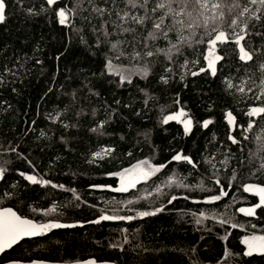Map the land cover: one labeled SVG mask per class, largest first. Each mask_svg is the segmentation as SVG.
Masks as SVG:
<instances>
[{
	"label": "trees",
	"instance_id": "obj_1",
	"mask_svg": "<svg viewBox=\"0 0 264 264\" xmlns=\"http://www.w3.org/2000/svg\"><path fill=\"white\" fill-rule=\"evenodd\" d=\"M4 3L0 208L37 223L75 226L20 241L0 263L264 264V255L245 256L241 243L244 236L264 235V206L256 207L259 198L243 189L264 187V114H244L264 107V15L250 20L241 41L253 59H239L240 45L230 35L215 46L221 59L213 75L204 58L209 37L182 45L169 59L176 34L147 39L152 22L132 21L144 10L127 0ZM96 7L105 9L102 16ZM61 8L66 24L58 19ZM120 10L129 19L120 21ZM120 24L134 31L123 32ZM181 110L192 121L187 134L176 121L164 123ZM226 112L234 118L231 133ZM206 120L212 121L207 128ZM177 154L192 163L173 160ZM144 161L159 171L116 191V174ZM250 208L254 215L240 211ZM102 215L133 219L92 222Z\"/></svg>",
	"mask_w": 264,
	"mask_h": 264
},
{
	"label": "snow or ice",
	"instance_id": "obj_2",
	"mask_svg": "<svg viewBox=\"0 0 264 264\" xmlns=\"http://www.w3.org/2000/svg\"><path fill=\"white\" fill-rule=\"evenodd\" d=\"M88 2L92 3L93 0H88ZM112 2L115 4L116 0H112ZM56 3L57 0H47V4L50 6L55 5ZM127 4L130 8H140L144 10L143 16L132 15L130 17L132 21L141 25L147 20L152 22V29L149 31L147 39L155 41L160 38H167L170 32L176 34L177 43L171 44V48L168 49L169 59H171L172 54L181 53L182 45L192 47L193 44L204 43L205 37H209L206 41L209 45L208 55L204 58L208 61V67L212 69V73L215 75V61L221 59V57L214 54L215 46L217 42H226L230 35L235 36L234 42L237 45H240L239 59L242 61H251L253 59L252 53L241 45V41L245 39L250 20H260L261 16L264 15V0H247V3H242V0H127ZM248 4H258L260 7L251 9L248 7ZM94 11L102 16L105 9L96 7L94 8ZM156 13H159V15L154 16ZM257 13H260V15ZM57 14L60 18V23L65 24L68 20L65 9L61 8ZM117 16L122 22L129 19V13L124 10L118 11ZM4 20L5 3L4 0H0V23L4 22ZM112 23L115 24V21H112ZM116 27H119L123 32L134 31L133 29L124 28L122 24L116 25ZM228 29L231 30V33L228 32ZM237 29H239V31H237ZM104 34L106 36L110 35L106 31ZM117 46V44H113L112 48L115 49ZM145 46L147 47V44ZM173 50H175V53H173ZM139 55V53H136L137 57ZM145 55L151 57L154 55V52L149 50ZM108 65L110 68L112 67L111 61L108 62ZM261 66L264 67V65ZM200 71H205V69L201 68ZM192 75L195 76L198 75V73L193 72ZM125 79V77H121L122 82ZM161 79H163L165 83L167 82L165 78L162 77ZM128 82L130 83L131 81L129 80ZM262 83H264V81H262ZM243 90V88L240 89V91ZM260 114H264V107H254L248 112L249 116ZM185 115L186 113L181 110L174 115L167 116L164 123H167L169 120L180 121V118ZM228 116L229 123H233L234 118L231 116V113H229ZM181 122L184 124L185 133L187 134L190 132L192 125L191 119L183 120ZM211 123V120H206L203 122V126L207 128ZM252 126L253 125L250 122L248 129H245V131L251 129ZM233 143H236L234 139ZM173 160H186L189 163H192L189 157L181 154L175 155ZM146 163L147 161L142 162V164ZM136 167L140 169V176L149 175V173L144 171L140 165H137ZM262 167H264V165H262ZM3 171V169H0V177H2ZM153 171H159V169H153ZM21 175H23V173H21ZM140 176H137L134 179L130 178L128 182L125 183L124 174H121V187L115 190L126 191L129 186H135V183ZM26 178L33 183L39 182L34 176H27ZM44 183L48 182L45 181ZM53 186L55 187V185ZM245 191H254L259 196L260 203L257 204L256 207L264 205V187L247 185L245 186ZM224 195H227V193H224ZM173 199H175V197H173ZM212 199L219 200L220 197L216 196ZM52 211H55V209ZM157 211H160V209H157ZM240 211L245 212L247 215L255 214V208L240 209ZM154 214L155 213L149 212L139 213L142 217ZM113 219L131 220L133 218L102 215L99 219L92 222L99 223L101 220ZM199 222L200 221L198 220L197 223ZM225 222L226 221H221V223ZM74 226L75 225L61 224L59 222L36 223L32 219L23 218L20 215H17V213L11 208L4 209L0 211V253H4L7 249L12 248L26 237L38 236L53 228ZM235 226L236 225H232V227ZM224 239H227V237ZM242 243L247 246V251L244 252L245 256H252L253 254L264 255V235L246 236ZM87 264H95V261H88Z\"/></svg>",
	"mask_w": 264,
	"mask_h": 264
},
{
	"label": "rangeland",
	"instance_id": "obj_3",
	"mask_svg": "<svg viewBox=\"0 0 264 264\" xmlns=\"http://www.w3.org/2000/svg\"><path fill=\"white\" fill-rule=\"evenodd\" d=\"M45 1H46V3H47V0H45ZM58 19H59V21H60L59 16H58ZM65 24H66V23H65ZM234 40H235V38H234ZM178 112H180V111H177L176 113H178ZM176 113H173V114H170V115H174V114H176ZM167 116H169V115H167ZM167 116H165V118H166ZM165 118H164V120H165ZM183 120H187V119L184 118V116H183V117L180 118V121H178V120H172V121H176V122H178V123L180 124L182 130L185 132L184 124L181 122V121H183ZM137 165H140V167L143 168L144 171L148 172L149 175H151L152 173L155 172V171H153V169H157V168L159 169V167H156V166H153V165H150V164H147V163H146V164H142V162L136 163V164H134V165H132V166H130V167H128V168H126V169H124V170H122V171H120V172H118V173L116 174V178H117V181H118V188H120V187H121V184H122V181H121V174H124V182H125V183H127L128 180H129L130 178L134 179V178H136L137 176H140V169L136 167ZM149 175H148V176H149ZM148 176H140V178L136 181V183H138V182L144 180V179L147 178ZM26 177H27V176H26ZM26 179H27V178H26ZM27 180H28V179H27ZM28 181H29V180H28ZM30 182H31V181H30ZM136 183H135V184H136ZM245 186H247V185H245ZM245 186L243 187L244 191H245ZM132 187H133V186H129V187L127 188V190L130 189V188H132ZM245 192H246V193H250V194H254V195H256V196L259 198V196H258L254 191H245ZM259 200H260V199H259ZM253 235L261 236V235H259V234H253ZM253 235H247V237H251V236H253ZM245 237H246V236H244V237L241 238V243H242V241H243V239H244ZM242 245H243V247H244V252L247 251V246H246L244 243H242Z\"/></svg>",
	"mask_w": 264,
	"mask_h": 264
},
{
	"label": "water",
	"instance_id": "obj_4",
	"mask_svg": "<svg viewBox=\"0 0 264 264\" xmlns=\"http://www.w3.org/2000/svg\"><path fill=\"white\" fill-rule=\"evenodd\" d=\"M252 108H254V107H251V108H249L248 110H246L245 111V115L246 116H249L248 115V112L252 109ZM228 112H226L225 114H224V119L226 120V121H229V116H228ZM232 116V115H231ZM233 117V116H232ZM251 117H255V116H251ZM233 127H234V121H233V123H229L228 124V128H229V133H231L232 132V130H233ZM262 206H264V205H262ZM8 207H3V208H0V211H2V210H4V209H7ZM18 215V214H17ZM24 218V217H23ZM35 222V221H34ZM37 223V222H36ZM62 228H64V227H61V228H53V229H50V230H54V229H62ZM39 236V235H38ZM38 236H34V237H26V238H24L23 240H28V239H34V238H36V237H38ZM22 240V241H23ZM15 246V245H14ZM9 249H7L6 251H8ZM5 251V252H6ZM2 253H0V255H1ZM88 261H95L94 259H92V258H87V259H84V260H81V261H73V262H65V263H59V262H46V261H40V260H32V261H29V262H19V261H7V262H3V263H0V264H87V262ZM95 264H113V263H111V262H104V261H95Z\"/></svg>",
	"mask_w": 264,
	"mask_h": 264
}]
</instances>
